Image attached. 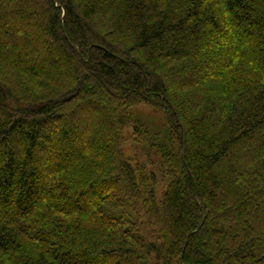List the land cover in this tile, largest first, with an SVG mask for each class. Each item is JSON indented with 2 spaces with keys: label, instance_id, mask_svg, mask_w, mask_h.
I'll list each match as a JSON object with an SVG mask.
<instances>
[{
  "label": "trees",
  "instance_id": "1",
  "mask_svg": "<svg viewBox=\"0 0 264 264\" xmlns=\"http://www.w3.org/2000/svg\"><path fill=\"white\" fill-rule=\"evenodd\" d=\"M0 264H264V0H0Z\"/></svg>",
  "mask_w": 264,
  "mask_h": 264
},
{
  "label": "rangeland",
  "instance_id": "2",
  "mask_svg": "<svg viewBox=\"0 0 264 264\" xmlns=\"http://www.w3.org/2000/svg\"><path fill=\"white\" fill-rule=\"evenodd\" d=\"M155 109L147 104H141L136 107L138 114H140L143 118H147L149 121V127L152 128L153 126H157V122L151 120L153 116L161 117L160 111H154ZM135 112V113H137ZM148 123V122H147ZM126 136V143H125V153L131 156L133 159H138L141 162L145 163L149 168H152L156 171L159 168L157 166L158 157L154 154V151L150 150L144 142H142L141 138L140 141L137 135L134 133L132 126H129L125 131ZM149 153V156H148ZM152 164H156L152 166ZM165 181L163 175H159V185L157 187L158 197L164 192L165 188Z\"/></svg>",
  "mask_w": 264,
  "mask_h": 264
}]
</instances>
